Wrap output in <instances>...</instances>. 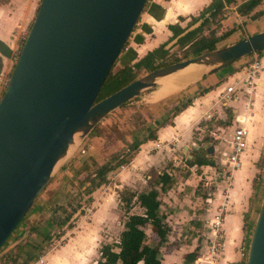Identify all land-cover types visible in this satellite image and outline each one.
Here are the masks:
<instances>
[{
    "label": "water",
    "instance_id": "95a60500",
    "mask_svg": "<svg viewBox=\"0 0 264 264\" xmlns=\"http://www.w3.org/2000/svg\"><path fill=\"white\" fill-rule=\"evenodd\" d=\"M146 1L40 0L0 97V249L68 155V147L75 146V136L82 141L110 112L156 86V79L191 64L208 67L203 77L264 51L263 31L150 71L95 102ZM200 23L185 29L165 49ZM245 264H264V191Z\"/></svg>",
    "mask_w": 264,
    "mask_h": 264
},
{
    "label": "crops",
    "instance_id": "0c3cea01",
    "mask_svg": "<svg viewBox=\"0 0 264 264\" xmlns=\"http://www.w3.org/2000/svg\"><path fill=\"white\" fill-rule=\"evenodd\" d=\"M244 1L246 0H238V3ZM210 3L211 0H147L122 52L124 56L120 62L121 66L133 64L146 53L157 49L159 46L164 45L165 49V46L172 40H170L172 33L168 27L176 26L184 31L191 26H189L191 20L196 18ZM21 9L24 18H26L27 13H30L29 9L28 12H25L24 6ZM258 9L262 10L258 17L260 20L264 17V0H261L258 6L246 16H239L234 7L227 8L224 11V20L220 23L221 27L218 34L230 31L231 33L217 45L233 37L234 31L230 28L232 23L237 24L238 21L245 20L254 12H257ZM0 11L5 13V16L0 20L1 46L7 41H11V32L16 18L20 15L14 12L10 15L7 14L8 11L5 5L0 6ZM203 18H207V14ZM198 21L202 23L203 19L196 22ZM260 31L262 30H258L256 33ZM243 38H246V36L240 37L234 42ZM234 42L227 43L224 46L231 45ZM251 55L250 58L237 60L226 68L201 77L178 94L164 98L165 100L149 101L144 108L145 110L142 109L141 112L146 119H143L140 127L132 132L130 136L132 141L128 140L129 144L138 142L139 145L132 152L130 158L127 159L126 164L109 172L110 176L112 175L110 181L113 184H107V190L111 189L110 185L112 184L115 191L129 190L136 194L148 190L149 186L145 187V185H147V180L150 179L153 173L159 175L168 172L173 183L167 193L161 196V199H165V196L173 191L172 188L177 180L176 173L179 175L183 172L181 176L182 183L179 184V187H183L179 191V194L183 197V203L177 205L182 207L180 212L183 216H181L180 219L182 220L180 222L182 223L184 238L187 239L183 243L182 251L188 253L197 247V257L191 264H195L196 261V264H205L206 252H208L211 239L208 228L209 223L214 219L217 209L220 207L223 209L222 224L220 226L223 246L217 254L214 264H241L238 249L247 248V234L243 232V215L249 208L248 201L252 195V180L258 174L257 163L260 158H264V68L258 73L255 81L256 85L248 96L243 93V90L246 89L241 87L239 83H235L244 79V72L249 62L257 57V54ZM261 58L264 66V56ZM229 86H234V92L225 98V103H221L220 96L223 95L225 88ZM131 100L124 105L131 104ZM178 107H181V110L173 115ZM226 109H229L232 115L230 126L226 131L227 134H230L233 128L237 126H242L247 134L246 147L240 157V167L233 171L227 180L221 177L226 170L223 151L227 148L223 144H215L214 141L210 140L213 143L205 145L207 155L211 157L214 164L221 168V172L218 173L213 167H201L200 173H197L193 167L186 165L191 150L197 146L195 143L197 136H200L204 131V124L215 121L223 122L226 118ZM172 115L173 117H171ZM206 116H210L211 120L207 121ZM148 133H151L154 139L136 141L137 136L143 135L145 138ZM155 145H158V148H155ZM92 160L97 161V158ZM198 181L201 182L199 183L201 184L200 189L195 187ZM263 190L264 185L261 178V183L256 190L255 202L251 205L248 215L247 223L250 226L253 225L260 207ZM166 203L169 205L170 201H161L160 209L163 207L162 204ZM172 204L175 205V202L173 201ZM136 206L139 208L138 204ZM101 207L89 218L90 227L96 225L99 218L103 217L109 204L105 202ZM140 210L142 211V209ZM163 210H165V206ZM171 212L173 213L170 206H168L167 223L172 218ZM177 213H179L178 210L175 215ZM38 215L39 211L35 210L32 214V220ZM128 215H131V213ZM175 215L173 214V216ZM28 229L29 227L22 230L18 240H23L28 235ZM87 233L88 231H79L73 234L63 246H59L47 255L41 256L42 264L44 261V264H84L81 258L87 260V253L90 251L88 250V242L82 241L86 239L83 235Z\"/></svg>",
    "mask_w": 264,
    "mask_h": 264
},
{
    "label": "rangeland",
    "instance_id": "374dc122",
    "mask_svg": "<svg viewBox=\"0 0 264 264\" xmlns=\"http://www.w3.org/2000/svg\"><path fill=\"white\" fill-rule=\"evenodd\" d=\"M39 2L40 0H8L5 4H3L5 5V8H7V14L10 15L12 12H14L19 13L20 16L18 15L19 17L16 18L15 25L11 32V41H7L6 43L0 46V97L5 89L4 84H7L9 75L13 69L19 50L32 23ZM22 6H24L25 12H28L27 10L29 9L30 13H27L26 18H24L21 9ZM261 12L262 10L258 9L257 12H254L253 15H250V17L246 18L245 20H240L237 22V24L232 23L231 27H229L234 31L233 37L230 40L227 39L226 42H221L222 44H218L217 49L225 47V44L234 42L240 37L246 36L247 38L249 36L263 32L264 17L260 20L258 19V17L260 16L259 14H261ZM4 16L5 13L0 11V20H2ZM258 30L262 31L256 33ZM123 54L124 53L119 54V56L113 63L112 68L110 70L111 74H114L122 68L120 62L122 57L124 56ZM262 56H264V53L257 55V57L259 58H261ZM250 57H252V55H249L246 58ZM190 58L192 57L185 54L184 49H179L177 46H173L172 48L168 49V53L165 55L163 60H161L160 64H164L166 66ZM242 59L245 60V58ZM157 63L159 64V61ZM146 74L147 73H141L138 74L136 77L137 79H139ZM200 78L201 77L199 76L198 79ZM196 81L187 84L185 87L192 85ZM155 87L156 86L141 91L139 97L133 98L131 100V104L124 105L123 107L110 112L93 128L91 135H87L86 138H84L82 141H78L79 136H75V146L70 149L68 155L65 158L58 162V164L53 170L49 182L47 183L43 191L40 193L38 198L35 200L30 210L24 216L22 222L19 224L17 229L8 239V243H6L3 248L0 249V253L7 246L19 239L20 233L24 228H30L31 226L43 227L44 223L50 219L61 220L65 218V216L72 209L75 213H73L70 220H68L65 226L62 229L53 228L49 232L50 240L43 244L44 248L42 256H45L50 252L49 248L51 246L52 240H58L59 244L55 248L57 249L59 246H63L69 240V238L72 237L73 234H76L79 231H88L86 235H83L86 239L82 240L86 243L88 242V250H90L87 253V260L81 258L84 261V264H96V262L99 260V248L104 244L113 246V244L117 242L119 233L122 231V224L124 223L126 216L129 213H131V215L141 214L142 211L133 202L131 203L132 205L129 212H124L123 204L120 201V193L122 190L115 191L113 189V182L110 181L112 175L110 176L109 173L106 175V183L102 184L99 188L94 190L92 194L87 196L82 194V191L85 187H80V184L78 183V181H76L77 175L75 171L78 170V167L81 166L84 160H87L89 164V162H92L90 160H92L93 158H97L98 162L94 161L95 166L97 167L104 161H110L108 158H110L111 156L121 155L123 156L124 160L130 158L132 154V151H130V149L134 143L129 144L128 140L132 141L130 138L132 132H134L135 130H137L138 127H140L143 119H146L144 115L142 116L141 112L142 109L146 107V104H148L149 101L151 102V100L149 99H151L153 91L156 90L157 87ZM185 87L177 90L175 93L169 96L178 94L179 92H181V90H184ZM143 139V135L136 137V141H141ZM78 148L83 149L84 154L79 155L77 152ZM110 164L114 165L115 162H110ZM216 167L217 169L215 171H218V173L221 172V168L217 166V164ZM263 169L264 164L262 165L261 171H259L264 185ZM93 170H95L93 166L88 167V172H93ZM182 175L183 172L179 175L176 173L177 180L175 182L174 187L172 188L173 191L169 192L168 195L170 196L166 195L165 199H161V201L165 202L170 201L169 205H167L168 203L162 204L163 207L165 206V210H163V207L160 209V213L162 214V216H164V222L170 226H168L169 231L168 235L166 236V241L158 246V255L160 257L161 264H180V262H182L183 260L184 254H186L182 251L184 245L183 243L187 240L184 238V233L182 232V223L180 222L182 220L180 218L181 216H183L182 212H180L182 211V207H179L177 205L183 203V197L181 194H179L180 188L183 189V187H179V184L182 183ZM156 176L157 175L153 173L150 179L147 180V185H145V187L150 186ZM109 183H112L110 185L111 189L107 190L106 187L108 186L106 185ZM196 183L197 185H195V187H199L200 189L201 184L199 183L201 182L198 181ZM79 198L81 199L80 201H78ZM173 201L175 202V205L172 204ZM105 202L109 204V207L103 214V217L101 216L99 218L97 224L93 227H90L89 218L95 211L99 209V207L103 206ZM56 206L59 207L55 209ZM168 206H170L173 213H170L172 218L169 219L167 223L166 218L168 216ZM85 208H87L89 211H85ZM35 210L39 211V215L32 220V214L35 212ZM177 210L180 214L177 213L175 215V212ZM173 214L175 216H173ZM144 233L146 235L147 241L150 244L157 243L158 239L155 234L151 231L150 227H145ZM28 239V235H26L25 238L19 241L17 245L22 244ZM37 241L39 242V240ZM44 263L45 261L43 262V264Z\"/></svg>",
    "mask_w": 264,
    "mask_h": 264
},
{
    "label": "trees",
    "instance_id": "16d2710c",
    "mask_svg": "<svg viewBox=\"0 0 264 264\" xmlns=\"http://www.w3.org/2000/svg\"><path fill=\"white\" fill-rule=\"evenodd\" d=\"M7 1L8 0H0V5L5 4ZM260 1L261 0H246L238 3V0H211V3L203 9L196 18L192 19L189 24L190 26L197 20L203 19L200 26L179 39L174 46H177L179 49H184L185 54L191 56L192 58L217 49V43L222 41L231 33L230 31L224 34H218L221 27L220 23L224 20V11L229 7H234L239 16H246L258 6ZM206 14L207 18H203ZM168 29L172 33L170 40L183 32V29L176 26H169ZM126 44L127 42L120 51V54L124 51ZM167 53L168 50H165L164 45H162L157 49L146 53L142 58L133 64L122 66V68L114 74L109 72L99 90V93L97 94L95 102L108 97L119 89L135 81L138 74L148 73L165 66L160 63ZM262 53H264V51L256 52L255 54L259 55ZM158 61L160 65L157 63ZM180 110L181 107L176 108L173 115ZM173 115L171 117H173ZM225 116L226 118L223 122L215 121L210 124H204V131H202L200 136H197L198 138H196L195 143L198 147L191 150L190 159L186 161V165L193 167L195 172L200 173L201 167H213L214 169H217L216 164H214L211 157L207 155V149L203 146L213 143L208 137L209 130L216 126L221 128L230 126L232 115L229 109L225 110ZM92 131L89 135H91ZM152 139H154V136L151 133H148V135L144 138V141ZM138 145V142L134 143L130 151L134 152ZM108 159L110 161H104L97 167L95 166L93 160H90L92 162H89V164L87 160H84L81 166L78 167V170L75 171L77 175L76 181H78L80 187H85L82 194L86 196L90 195L98 187L106 183V175L109 172H112L127 163V160H124L121 155L111 156ZM113 161L115 164H110V162ZM263 164L264 158L262 157L257 163L258 174H256L252 180V195L248 201L249 208L243 215V232L244 234H247V242L253 226H250V224L247 223L248 215L252 207L251 205L255 202L254 198L256 190L261 183V174L259 171H261ZM89 166H93L95 170H93V172H88ZM172 183L173 181L171 175L168 172H163L155 177L148 190L144 192L136 194L128 190L121 191L120 201L123 204L124 212H129L132 205L131 203L134 200V202L138 204L139 208L142 209V213L140 215L126 216L117 242L113 244V246L104 244L99 248V260L96 264H161V260L158 255V246L166 241V236L169 231L168 225L164 222V216L160 213L161 196L167 193ZM80 200L81 199L79 198L78 201ZM57 207L59 206H56L55 209H57ZM73 213L74 210L72 209L65 216V218L61 220L50 219L44 223L43 227H30L28 229L29 239L2 255L0 257V264H31L35 262L43 255V244L50 240L49 232L53 228L62 229ZM145 227H150L151 231L157 237L158 241L156 244H150L147 241L144 233ZM8 239L6 243H8ZM37 240H39V242ZM3 246L1 248H3ZM196 257L197 247L191 252L184 254L182 264H191Z\"/></svg>",
    "mask_w": 264,
    "mask_h": 264
},
{
    "label": "built area",
    "instance_id": "2783aa9c",
    "mask_svg": "<svg viewBox=\"0 0 264 264\" xmlns=\"http://www.w3.org/2000/svg\"><path fill=\"white\" fill-rule=\"evenodd\" d=\"M264 68L262 64V58H254L249 62L245 72L244 79L237 81L235 84L239 83L241 87H244L246 90H243V93L248 96L254 89L258 73ZM7 84H4L6 87ZM234 86L226 87L223 95L220 96L221 103L226 102V97L234 92ZM206 120L210 121L211 117L206 116ZM228 127H214L208 131V137L214 141L215 144H223L226 146V150L223 151V160L225 167V172L221 175L225 180L230 178V175L233 171L237 170L240 167V157L246 147V131L242 126H237L233 128L230 134H227ZM155 148H158V145H155ZM78 154H84L82 149L78 148ZM85 211H89L87 208ZM223 209L220 207L217 209V214L213 220L209 223V232L211 233V239L208 246V253L205 258V264H214L217 254L222 249L221 233L220 226L222 224ZM58 240H52L49 251L58 246ZM247 248H239L238 254L241 259V264H245ZM199 262V260H198ZM197 261L195 262V264ZM31 264H42V257L40 256L35 262Z\"/></svg>",
    "mask_w": 264,
    "mask_h": 264
},
{
    "label": "bare ground",
    "instance_id": "6f19581e",
    "mask_svg": "<svg viewBox=\"0 0 264 264\" xmlns=\"http://www.w3.org/2000/svg\"><path fill=\"white\" fill-rule=\"evenodd\" d=\"M207 68L208 67L202 65L191 64L182 70L156 79L155 85L157 88L155 87L156 90L153 91L151 99L149 100H151V102H157L168 97L177 90L185 87L187 84L196 81L199 76L207 70ZM71 147L72 145L68 147L66 155L69 153Z\"/></svg>",
    "mask_w": 264,
    "mask_h": 264
}]
</instances>
